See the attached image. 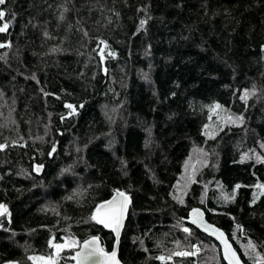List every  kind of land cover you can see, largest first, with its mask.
Masks as SVG:
<instances>
[{
	"label": "trees",
	"instance_id": "1",
	"mask_svg": "<svg viewBox=\"0 0 264 264\" xmlns=\"http://www.w3.org/2000/svg\"><path fill=\"white\" fill-rule=\"evenodd\" d=\"M0 12V264H73L91 236L110 251L92 217L114 191L130 198L122 264H225L184 222L192 208L243 264H264V0H5Z\"/></svg>",
	"mask_w": 264,
	"mask_h": 264
},
{
	"label": "snow or ice",
	"instance_id": "2",
	"mask_svg": "<svg viewBox=\"0 0 264 264\" xmlns=\"http://www.w3.org/2000/svg\"><path fill=\"white\" fill-rule=\"evenodd\" d=\"M5 0H0V4H4ZM4 16L3 12H0V18ZM7 28V24L3 27H0V32H4ZM3 45H0L2 47ZM71 108V105H68ZM218 107V106H217ZM3 147V146H0ZM36 171H40L39 167ZM264 187V186H260ZM129 202L128 197L122 193L118 192L116 197L113 200L108 201L106 204H102L97 208L96 214L92 217L97 223L103 224L105 227H112L113 231L116 232L117 237L119 236V228L121 226L124 212L127 208ZM7 212V208L4 205H0V216L4 215ZM194 215H200L198 210H193ZM193 223H196V220H193ZM185 231H188L185 229ZM220 237H223V234L220 233ZM225 245V258L229 260V264H239V260L236 257L235 252H233L230 246L226 241H223ZM51 243V242H50ZM56 249V255L65 247H76L77 241L71 240L66 242V244H55L52 245ZM183 255H189V253H183ZM76 261V264H119L116 260V253L113 251L111 254L106 253L102 247L98 244V238L93 237L91 240L84 241L83 247L80 251H77L76 254L71 257ZM34 261H41L42 264H57L56 260L49 256L45 257H29ZM163 259V258H161Z\"/></svg>",
	"mask_w": 264,
	"mask_h": 264
},
{
	"label": "water",
	"instance_id": "3",
	"mask_svg": "<svg viewBox=\"0 0 264 264\" xmlns=\"http://www.w3.org/2000/svg\"><path fill=\"white\" fill-rule=\"evenodd\" d=\"M104 47V44L101 46V49H103ZM100 65H101V72H102V75H105V67H104V57L102 56L100 58ZM5 148V146L3 147H0V151H2L3 149ZM53 150H51L50 153H52ZM39 167L40 171H36V169ZM32 170H33V173L36 175V176H40L41 175V172H42V166L40 165H33L32 166ZM120 192V191H114L113 194L110 196V198H108L106 201L104 202H101L99 203L95 208H94V211H93V216L96 214V211H97V208L102 205V204H106L108 201H111L113 200L114 197H116L117 193ZM127 196V195H126ZM128 197V196H127ZM129 199V198H128ZM130 202V200H129ZM129 202L127 204V208L124 212V216H123V220H122V223H121V226L119 228V236L117 237V234L115 231H113V228L112 227H105L103 224H99L97 223L98 226H100L101 228L109 231L112 236H113V245H112V249L110 251H105L106 253H109L111 254L113 251H115L116 253V260L119 262V264H122L119 260H118V256H117V252H118V244H119V240H120V237H121V233H122V230H123V227H124V224L126 222V217H127V212H128V206H129ZM193 210H198L199 214L200 215H194L193 213ZM193 220H196V223H193ZM184 222L190 226H192L193 228H195L198 232H200L201 234L205 235L206 237L212 239L218 246L219 248V252H220V256L223 260V262L225 264H229V260L225 258V245H224V242L223 241H226L227 244L230 246L231 250L233 252H235L236 254V257L238 258L239 260V264H243V262L241 261L238 253L236 252V250L233 248L232 244L230 243V241L228 240L227 236L220 230L218 229L216 226H214L213 224L209 223L206 218H205V214L204 212L199 209V208H192L188 211L187 213V218L184 220ZM220 233L223 234V237L221 238L220 237ZM93 237H96L98 238L97 236H91L85 240H83L78 248L74 251L73 253V256L76 254L77 251H80L83 247V244H84V241H88V240H91ZM98 244L100 247H102V244H101V241L100 239L98 238ZM103 248V247H102ZM72 256V257H73ZM73 260V259H72ZM73 264H76V261L73 260ZM89 264H93V262H89Z\"/></svg>",
	"mask_w": 264,
	"mask_h": 264
},
{
	"label": "rangeland",
	"instance_id": "4",
	"mask_svg": "<svg viewBox=\"0 0 264 264\" xmlns=\"http://www.w3.org/2000/svg\"><path fill=\"white\" fill-rule=\"evenodd\" d=\"M66 244V243H65ZM77 247V246H76ZM76 247H65V248H76ZM34 262V263H33ZM32 264H42L41 261H33ZM9 264H14V263H9Z\"/></svg>",
	"mask_w": 264,
	"mask_h": 264
},
{
	"label": "bare ground",
	"instance_id": "5",
	"mask_svg": "<svg viewBox=\"0 0 264 264\" xmlns=\"http://www.w3.org/2000/svg\"><path fill=\"white\" fill-rule=\"evenodd\" d=\"M121 192V191H120ZM123 193V192H122ZM125 194V193H124ZM125 195H127V194H125ZM128 196V195H127ZM128 198H129V196H128ZM129 200H130V198H129ZM215 226V225H214ZM218 228V227H217ZM218 229H220V228H218ZM223 233H224V231L222 230V229H220ZM225 234V233H224ZM226 235V234H225ZM102 244V243H101ZM103 247V246H102ZM234 248V247H233ZM104 249V248H103ZM237 252V251H236ZM238 253V252H237ZM242 261V260H241Z\"/></svg>",
	"mask_w": 264,
	"mask_h": 264
}]
</instances>
